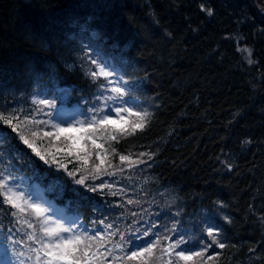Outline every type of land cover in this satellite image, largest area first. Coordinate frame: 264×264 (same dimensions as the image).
<instances>
[{"label":"trees","instance_id":"trees-1","mask_svg":"<svg viewBox=\"0 0 264 264\" xmlns=\"http://www.w3.org/2000/svg\"><path fill=\"white\" fill-rule=\"evenodd\" d=\"M201 3L211 7L213 15L202 12ZM262 8L264 0H0V114L12 118L31 138L33 131L52 130L25 119L39 107L35 94L66 88L70 102L95 104L101 86L87 76L81 60L88 54L99 64L97 51L99 58H108L127 74L130 94L140 99L132 109L149 113L143 129L103 139L105 174L99 179L106 181L109 172L131 180L143 175L142 191L132 198H155L168 215L178 213L179 222L198 231L193 244L204 239V226L220 229L225 248L209 250L203 264H264ZM244 48L252 51L255 67L247 65ZM43 117L37 120L51 124L47 113ZM36 141L40 147L49 146L42 132ZM12 146L22 160L15 166L27 169L33 163L47 178L59 179L61 190H50L49 195L89 223L103 217H112L107 221L112 223L119 215L114 207L118 197L92 191L95 181L79 184L63 169L45 163L0 120L3 161H15L6 154ZM140 152L152 154L155 166L133 171L119 159L136 158ZM221 161L232 163L234 170L229 172ZM99 163L93 155L88 167ZM0 178L5 180L1 172ZM14 193L21 195L18 207L5 203L8 193L0 190V223L14 225L18 238L31 247L29 235L36 237L48 227L31 206L48 215L38 201ZM216 201L227 207L218 210ZM134 207L126 206L124 215ZM203 211L209 214L198 221ZM167 214L162 212L161 223L171 221ZM125 227L118 223L120 230ZM97 240L104 252V240L97 237L92 243ZM143 264H162L161 251L154 250ZM187 264L201 261L193 257Z\"/></svg>","mask_w":264,"mask_h":264},{"label":"snow or ice","instance_id":"snow-or-ice-1","mask_svg":"<svg viewBox=\"0 0 264 264\" xmlns=\"http://www.w3.org/2000/svg\"><path fill=\"white\" fill-rule=\"evenodd\" d=\"M199 7L208 16L213 15V9L208 7L207 4L201 3ZM261 10L264 11V8ZM261 31L264 32V29ZM225 38L231 39V37ZM237 51H241V49L238 48ZM243 51L247 53V65L255 67L257 62L251 59L252 51L249 48H244ZM81 65L87 76L101 86L96 103L90 109L92 114L90 120L77 125L70 124L67 127H61L50 125L48 120H37L34 116V124L50 125L52 129L51 131L41 129L42 140L49 139V146L46 147H40L36 141V137L40 136L41 132H31L30 138L24 134L20 125L13 123L12 118L9 116L0 114V120L11 127L13 131L18 132L23 143L32 149L45 163L63 169L79 184L89 186V181H95L90 185L92 191L104 194L103 190L107 188L109 190L108 195L120 197V201L114 203V207L119 210V215L113 219L112 223L107 222L112 217H103L98 221L90 222L94 235H89L88 229L81 232L80 228L77 227L72 230V234L64 236L61 233L66 230L62 225L45 218L40 207L31 206L38 215L44 217L45 224H51L52 227H45L43 229L45 236L39 239L29 235V241L39 245V247H27L24 245L22 238H18L19 232L14 225L6 227L0 223V231L6 233V239L10 237L8 244L12 251L21 260V264H28V261L32 259V255L36 257L35 264H41V260H43V264H117V262L119 264H134L138 260L143 264L144 258L152 256L154 250L161 251L162 264H187L193 257H199L201 264H203L204 256L209 250L215 251L217 246L220 249L225 248V243L220 238L222 236L220 229L204 226V239L200 242L199 251L182 248V245L186 243V237L177 231L179 221L175 219V216L178 213H170L174 217L173 220L161 223L160 216L162 213L160 209L163 205L157 203L155 198L151 200L133 199L126 191L129 187L127 184L124 188L114 191L112 190V182L99 179L105 174L101 164L105 162L106 149L101 141L104 138L115 140L117 135H130L137 129H143L149 113L147 111L136 112L129 108L117 106V99L123 95L124 89L120 87L119 81L113 78V74L101 67L90 55L85 54V58L81 60ZM262 80H264V76H262ZM38 104L36 115L45 116L47 108L50 107V102L41 100ZM112 113L115 115L113 116ZM29 114L25 115V119ZM68 131L78 133V135L60 136L61 133ZM100 133H103V135L100 136ZM57 140H60L61 144L54 142ZM77 144L79 147H76ZM112 151H115V149ZM93 155L100 163L93 164L92 168L89 169V159ZM119 159L124 162L127 169L133 171L150 169L155 166L153 155L146 152H140L136 158L121 155ZM221 163L225 164L224 161H221ZM225 167L229 172L234 170L232 163H226ZM120 171L123 172L124 169H120ZM108 175L113 176L114 173L109 172ZM0 190H6L8 193L5 196V203L11 204L13 207L19 206L17 200L21 195L12 192L7 187V181L2 178H0ZM158 194L160 196L164 195L163 193ZM133 195H138L135 189H133ZM142 199L143 202H141ZM215 204L219 205L218 210L227 207L222 201H216ZM133 205L135 207L128 208V215L125 216L126 206ZM224 218L231 222L228 216ZM120 222L126 225L123 231L118 228ZM102 232H107L109 236H119L121 242L115 244L114 249L105 247V251L101 252L99 250L101 242L97 240L94 244L92 241L96 240ZM224 239L227 238L224 237ZM136 241H139V243H136L135 247L130 249L129 242ZM125 246L127 247L125 248ZM93 249L96 250L93 251ZM115 250H120L122 255L116 256ZM2 251L3 256L0 257V264H5L4 258L7 257L8 249Z\"/></svg>","mask_w":264,"mask_h":264},{"label":"rangeland","instance_id":"rangeland-1","mask_svg":"<svg viewBox=\"0 0 264 264\" xmlns=\"http://www.w3.org/2000/svg\"><path fill=\"white\" fill-rule=\"evenodd\" d=\"M105 65L106 62L104 61ZM103 68H105L104 66H102ZM106 71H108V69L105 68ZM118 70V69H117ZM119 71V70H118ZM116 71L115 74H120V72ZM112 73V72H111ZM113 74V73H112ZM114 75V74H113ZM114 76L116 80L119 81L120 87L123 88V83L120 80V78L118 76ZM125 89V88H124ZM60 92H62V94H65V90L64 89H60ZM61 94V100H65L66 98L64 95ZM34 100H36V98H33ZM126 99V98H125ZM122 99L117 100V106H120L122 108H129L132 109L130 107V105H127L126 102L121 101ZM131 102V100H130ZM134 103H138V100H134ZM71 109H60L59 105H57V107L55 108L56 112L53 114V121H51L50 125H58L61 127H67L68 125H77L81 122H86L88 120L91 119V112L90 115L88 114V119H86V117L82 118L79 109H81L80 107H73ZM112 115L114 116L115 114L112 113ZM60 135H66V136H76L74 135V132L72 131H68V132H64L61 133ZM7 156H11L13 157V159L15 160L13 163L8 164L7 162L3 161L4 158V154L2 152V149L0 148V171L2 173L5 172V179L7 181V185L8 188L12 190V192H21L24 195L29 197L30 202L35 203L37 200V197H39V193L41 192L40 189L43 188L45 191H54V193H56V190L59 191L61 188V182L59 179L54 178L49 180L47 178V173L43 172L41 169L39 168H35V166L33 165V163L30 165L31 171L27 172V174L24 173V171H20L19 168L17 167V169L13 168V164L16 163L17 161L21 160V157L19 155V153L15 150V147H10L9 150L7 151ZM28 162H32L31 160H29ZM30 164V163H29ZM114 177H119V178H114L111 179L110 181L108 180V178L106 177V182H112L113 183V189L112 190H119L120 188H124L125 184H127L129 187L126 189V191L128 192V195L131 196V194H133V189H135L136 192H139L142 189V184H143V175L141 176H136L133 178V180H131L129 177H126L122 174H116L113 175ZM47 183H43L48 181ZM104 190H108L107 188H105ZM103 190V191H104ZM109 191V190H108ZM21 198V197H20ZM119 201H120V197H118ZM145 199L149 200V198L146 196ZM161 200L165 203L166 205V201H164L162 198ZM158 203V202H157ZM125 204H126V199H125ZM166 208L168 210L169 207L166 206ZM161 213L164 212V208L162 207L160 209ZM61 211L58 210L56 211V215L59 214L60 215ZM208 212L207 211H203L202 212V216H200L198 218V221H203L205 220L206 216H208ZM215 216V214H213ZM171 220H173V216L171 215ZM50 220H54L57 224H60L63 226V228L66 231H63L61 233V235L67 236L69 234H72V230L79 227L80 223L79 220L77 218H74L72 216H69V222L68 224H63L61 221H59L57 218L53 217L51 215V217L47 218ZM175 219L177 221H179L176 216ZM198 221H197V225L198 226ZM189 222V221H187ZM170 226V225H169ZM48 227H52L51 224H48ZM177 231L180 234H183L186 237V243L184 245H182V248H194L196 246H200V242L199 240L196 241V243H191V240L194 239V231L198 232L195 230V228L193 227V225L191 224H185V223H181L179 222L177 224ZM37 235H40L39 232H37ZM139 243V242H137ZM110 248L114 249V244L111 243L110 244ZM136 243L133 245V248L135 247ZM105 246V245H104ZM103 246V248H101V250L105 251V247ZM3 246L0 245V257L3 256ZM27 251V250H26ZM115 254H119L118 250H115ZM5 259V264H21V260L17 258V256L15 255V253L12 251V249L10 248L8 253H7V257L4 258ZM36 262V257L35 255H32V259L28 261V264H35ZM41 264H43V260H41Z\"/></svg>","mask_w":264,"mask_h":264}]
</instances>
